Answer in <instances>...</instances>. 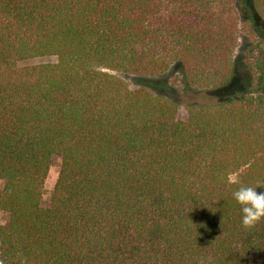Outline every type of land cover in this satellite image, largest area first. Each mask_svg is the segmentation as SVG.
Instances as JSON below:
<instances>
[{
  "label": "trees",
  "instance_id": "obj_1",
  "mask_svg": "<svg viewBox=\"0 0 264 264\" xmlns=\"http://www.w3.org/2000/svg\"><path fill=\"white\" fill-rule=\"evenodd\" d=\"M242 33L254 82L175 117L154 78L224 88ZM0 181L4 264H264V0H0Z\"/></svg>",
  "mask_w": 264,
  "mask_h": 264
},
{
  "label": "rangeland",
  "instance_id": "obj_2",
  "mask_svg": "<svg viewBox=\"0 0 264 264\" xmlns=\"http://www.w3.org/2000/svg\"><path fill=\"white\" fill-rule=\"evenodd\" d=\"M253 49L248 36L244 33L240 35L239 44L235 49L234 55V76L231 82L224 88L214 91L206 92L189 88L184 80L182 72L176 66H171L159 77L154 78L158 89H162L168 95H172L173 99L178 103L175 117L185 118L188 112L189 106L200 105L208 102L221 101L227 98V96L234 94L238 91L248 88V81L252 84L254 77L250 74L247 67V61L252 57ZM54 57H42L27 59L19 62L20 65L39 63V62H52ZM249 77V78H248ZM128 84L134 88L136 87V81L134 78L127 79ZM59 168V159L54 157L49 168L47 177L44 183V193L42 203H48L50 192L55 183ZM2 182L0 181V187ZM4 215L0 213V222L4 221Z\"/></svg>",
  "mask_w": 264,
  "mask_h": 264
},
{
  "label": "clouds",
  "instance_id": "obj_3",
  "mask_svg": "<svg viewBox=\"0 0 264 264\" xmlns=\"http://www.w3.org/2000/svg\"><path fill=\"white\" fill-rule=\"evenodd\" d=\"M257 184L255 188L251 186L240 185L232 195L235 201L240 205L241 226L244 229H252L260 222L264 221V192L258 193ZM0 264H4L0 260Z\"/></svg>",
  "mask_w": 264,
  "mask_h": 264
}]
</instances>
